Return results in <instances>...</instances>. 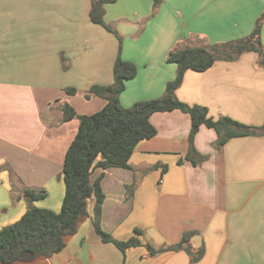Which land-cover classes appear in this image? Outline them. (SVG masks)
Instances as JSON below:
<instances>
[{
  "label": "crops",
  "instance_id": "1",
  "mask_svg": "<svg viewBox=\"0 0 264 264\" xmlns=\"http://www.w3.org/2000/svg\"><path fill=\"white\" fill-rule=\"evenodd\" d=\"M92 0H0V229L28 209L25 189L46 192L32 205L58 212L65 187L64 156L77 129L62 121L63 104L92 114L105 104L85 95L113 82L118 55L137 67L119 96L122 106L160 97L176 73L166 61L175 47L203 46L247 36L264 0H115L104 21L93 23ZM66 88L75 89L68 94ZM176 97L229 116L264 125V68L257 54L218 60L202 72L187 70ZM155 134L137 143L129 168H97L104 198L100 226L117 240L138 229L141 245L124 252L102 242L93 226L95 197L63 248L48 257L0 264H264V135L233 137L221 147L212 128L199 127L194 146L204 159H185L191 120L180 110L150 117ZM204 254L191 262L181 243L186 232ZM173 250L150 254L145 244ZM177 244H181L180 247Z\"/></svg>",
  "mask_w": 264,
  "mask_h": 264
},
{
  "label": "trees",
  "instance_id": "2",
  "mask_svg": "<svg viewBox=\"0 0 264 264\" xmlns=\"http://www.w3.org/2000/svg\"><path fill=\"white\" fill-rule=\"evenodd\" d=\"M114 1L92 0L89 17L93 23L103 26L117 36L103 18L104 6ZM162 1L153 0V8ZM261 19L260 16L247 36L237 40L207 47L173 48L168 52L166 61L176 65V73L174 78L167 82L164 94L157 98L137 101L129 107L121 105L119 96L125 88V82L135 77L137 67L120 57L119 45L113 64V82L110 85H93L85 95L86 98L91 95L103 98L104 106L89 115L78 114L67 103L61 107L62 121L76 118L78 129L64 156L62 179L65 192L60 210L55 212L32 205L33 201L45 198L46 192L43 189H25L23 193L29 203L28 209L17 221L0 229V263L48 257L60 251L64 246V237L76 231L78 219L86 213L87 201L91 197L96 200L93 226L102 242L112 243L122 252L141 245L138 238L141 231L138 229L134 230L130 238L121 241L101 228L100 212L104 198L100 187L101 178L92 182L91 174L97 168H129V158L137 143L155 134V128L150 122L153 113L180 110L189 114L191 127L185 159L194 165L204 159L194 146V138L201 125L215 131L217 147H221L233 137L264 135V125H247L225 115L214 119L209 116L206 107L189 105L175 95L187 70L202 72L215 61H234L246 51L256 53L257 65L264 68V44L260 39ZM66 92L74 94L75 89L66 88ZM196 233L186 232L181 239V243H186L184 250L191 262L199 261L204 254V247L193 249L188 243L189 238ZM145 246L150 254L174 249L173 246L155 248L148 243Z\"/></svg>",
  "mask_w": 264,
  "mask_h": 264
},
{
  "label": "water",
  "instance_id": "3",
  "mask_svg": "<svg viewBox=\"0 0 264 264\" xmlns=\"http://www.w3.org/2000/svg\"><path fill=\"white\" fill-rule=\"evenodd\" d=\"M177 246H178V247H180V246H181V244H177Z\"/></svg>",
  "mask_w": 264,
  "mask_h": 264
}]
</instances>
